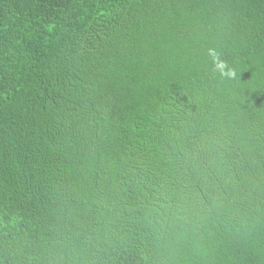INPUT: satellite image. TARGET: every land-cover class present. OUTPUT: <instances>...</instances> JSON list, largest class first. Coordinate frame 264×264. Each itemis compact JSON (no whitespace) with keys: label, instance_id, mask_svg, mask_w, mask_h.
Returning <instances> with one entry per match:
<instances>
[{"label":"trees","instance_id":"16d2710c","mask_svg":"<svg viewBox=\"0 0 264 264\" xmlns=\"http://www.w3.org/2000/svg\"><path fill=\"white\" fill-rule=\"evenodd\" d=\"M0 264H264V0H0Z\"/></svg>","mask_w":264,"mask_h":264},{"label":"clouds","instance_id":"9594fccd","mask_svg":"<svg viewBox=\"0 0 264 264\" xmlns=\"http://www.w3.org/2000/svg\"><path fill=\"white\" fill-rule=\"evenodd\" d=\"M209 55L213 58V63L216 67L217 70L220 71L222 76H227L229 78L235 77V72L234 71H224V68L226 67L225 63L220 60L219 54L214 50V49H209Z\"/></svg>","mask_w":264,"mask_h":264}]
</instances>
